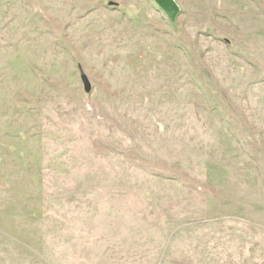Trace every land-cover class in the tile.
Instances as JSON below:
<instances>
[{
  "label": "rangeland",
  "instance_id": "374dc122",
  "mask_svg": "<svg viewBox=\"0 0 264 264\" xmlns=\"http://www.w3.org/2000/svg\"><path fill=\"white\" fill-rule=\"evenodd\" d=\"M173 1L0 0V264H264V0Z\"/></svg>",
  "mask_w": 264,
  "mask_h": 264
},
{
  "label": "water",
  "instance_id": "95a60500",
  "mask_svg": "<svg viewBox=\"0 0 264 264\" xmlns=\"http://www.w3.org/2000/svg\"><path fill=\"white\" fill-rule=\"evenodd\" d=\"M154 3L158 6V8L165 14L167 19L173 23L175 21L176 16L179 13V8L173 0H153ZM83 79L84 90L88 92L90 90L89 84L86 79Z\"/></svg>",
  "mask_w": 264,
  "mask_h": 264
}]
</instances>
